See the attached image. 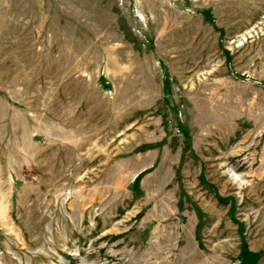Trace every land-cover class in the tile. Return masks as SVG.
<instances>
[{
	"label": "rangeland",
	"instance_id": "374dc122",
	"mask_svg": "<svg viewBox=\"0 0 264 264\" xmlns=\"http://www.w3.org/2000/svg\"><path fill=\"white\" fill-rule=\"evenodd\" d=\"M0 264H264V0H0Z\"/></svg>",
	"mask_w": 264,
	"mask_h": 264
}]
</instances>
